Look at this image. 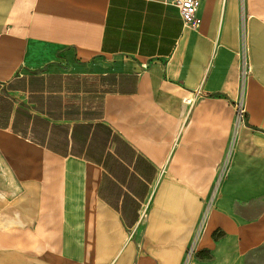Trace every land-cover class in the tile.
Returning a JSON list of instances; mask_svg holds the SVG:
<instances>
[{
	"label": "crops",
	"instance_id": "1",
	"mask_svg": "<svg viewBox=\"0 0 264 264\" xmlns=\"http://www.w3.org/2000/svg\"><path fill=\"white\" fill-rule=\"evenodd\" d=\"M199 1L191 27L167 0H0V264L264 243V0Z\"/></svg>",
	"mask_w": 264,
	"mask_h": 264
},
{
	"label": "built area",
	"instance_id": "2",
	"mask_svg": "<svg viewBox=\"0 0 264 264\" xmlns=\"http://www.w3.org/2000/svg\"><path fill=\"white\" fill-rule=\"evenodd\" d=\"M168 3L179 9L180 15L184 23L191 27L197 26V12L200 6L199 0H167ZM252 67L248 59L246 50L241 53V93L240 98L234 102V111L236 116V126L245 123L247 118V108L243 102L242 95L244 91L245 80L251 73Z\"/></svg>",
	"mask_w": 264,
	"mask_h": 264
},
{
	"label": "rangeland",
	"instance_id": "3",
	"mask_svg": "<svg viewBox=\"0 0 264 264\" xmlns=\"http://www.w3.org/2000/svg\"><path fill=\"white\" fill-rule=\"evenodd\" d=\"M246 264H264V243L246 254Z\"/></svg>",
	"mask_w": 264,
	"mask_h": 264
}]
</instances>
